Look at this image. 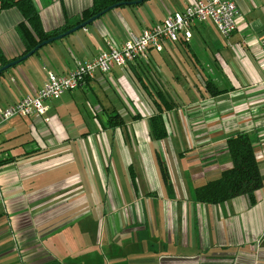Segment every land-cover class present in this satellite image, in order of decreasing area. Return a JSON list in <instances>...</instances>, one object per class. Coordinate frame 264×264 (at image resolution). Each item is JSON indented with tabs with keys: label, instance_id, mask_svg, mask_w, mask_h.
I'll return each instance as SVG.
<instances>
[{
	"label": "crops",
	"instance_id": "obj_1",
	"mask_svg": "<svg viewBox=\"0 0 264 264\" xmlns=\"http://www.w3.org/2000/svg\"><path fill=\"white\" fill-rule=\"evenodd\" d=\"M190 1L116 7L0 74V264H264V0L239 1L229 36L205 21L190 39L49 101L45 115L1 121L47 84L48 70L67 74ZM34 2L48 32L93 0ZM22 21L16 8L0 11L7 59L25 51ZM157 90L171 109L158 112ZM117 115L123 122L112 123ZM238 133L252 140L262 174L256 202L197 201L195 189L232 166L227 140Z\"/></svg>",
	"mask_w": 264,
	"mask_h": 264
},
{
	"label": "built area",
	"instance_id": "obj_2",
	"mask_svg": "<svg viewBox=\"0 0 264 264\" xmlns=\"http://www.w3.org/2000/svg\"><path fill=\"white\" fill-rule=\"evenodd\" d=\"M240 0H193L183 10L170 12L162 22L144 28L139 34H133L123 43L110 45L88 61L79 62L67 74L47 71V84L34 95L25 96L7 106L1 112V121L16 116L45 115L48 102L60 98L63 94L83 86L87 79L97 73L108 74L116 66L125 67L129 62L146 56L149 48L162 51L164 42L190 39L193 29L200 23L212 20L224 36L237 29V15Z\"/></svg>",
	"mask_w": 264,
	"mask_h": 264
},
{
	"label": "trees",
	"instance_id": "obj_3",
	"mask_svg": "<svg viewBox=\"0 0 264 264\" xmlns=\"http://www.w3.org/2000/svg\"><path fill=\"white\" fill-rule=\"evenodd\" d=\"M131 1L135 0H93L92 5L83 10L81 16L76 17L73 22L67 20L63 26L48 32L45 31L43 27L34 0H0V11L11 8H16L20 11L23 21L19 25V30L25 46L24 55L40 42L63 33L77 24L88 20L92 16L106 9L108 6L115 3ZM125 5L126 4H122L120 6ZM17 58H14L13 60ZM10 61H12V59H7L0 48V67ZM206 85L212 94L219 91L213 82L208 81ZM157 92V95L160 96L156 100L158 112L171 109L174 106V102L170 98H167V94L163 93L162 90H157ZM110 121L117 124L123 122L120 115L114 117L111 116ZM153 133L158 139L164 138L167 134L161 116H154L153 118ZM227 148L232 161V166L223 170L218 178L210 180L197 187L194 191L195 199L200 202L216 204L244 195L248 197L250 203H255V193L262 186L263 180L252 140L247 134L238 133L228 138ZM2 164L3 160L0 158V166ZM161 168L164 178L167 181L166 168L165 166H162Z\"/></svg>",
	"mask_w": 264,
	"mask_h": 264
},
{
	"label": "water",
	"instance_id": "obj_4",
	"mask_svg": "<svg viewBox=\"0 0 264 264\" xmlns=\"http://www.w3.org/2000/svg\"><path fill=\"white\" fill-rule=\"evenodd\" d=\"M146 0H135V1H131V2H120V3H115V4H112L110 6H108L106 9H104L103 11L97 13L96 15L92 16L91 18H89L88 20H85L83 21L82 23L80 24H77L76 26L70 28L69 30L63 32V33H60L56 36H52L50 38H48L47 40H44L42 42H40L38 45H36L32 50H30L29 52H27L26 54L22 55L20 58H17L15 60H12L8 63H6L5 65L1 66L0 67V74L2 72H4L5 70H7L8 68L14 66V65H17L18 63H20L21 61L27 59L28 57H30L31 55H33L37 50H39L41 47H43L44 45L50 43V42H53L55 40H58V39H62L63 37H65L66 35L70 34V33H73L75 31H77L78 29H81V28H84L86 27L87 25H89L90 23L94 22L96 19H98L99 17H101L103 14L107 13L108 11L116 8V7H119L120 5L122 4H126V5H132V4H139V3H142Z\"/></svg>",
	"mask_w": 264,
	"mask_h": 264
},
{
	"label": "rangeland",
	"instance_id": "obj_5",
	"mask_svg": "<svg viewBox=\"0 0 264 264\" xmlns=\"http://www.w3.org/2000/svg\"><path fill=\"white\" fill-rule=\"evenodd\" d=\"M150 2H151V0H146L145 3H144V5L146 6L147 4H150ZM139 6H141V5H139V4L137 5V4H135V5H133L132 7H133V8H139ZM58 40H61V39H58ZM56 41H57V40H56ZM29 58H31V57H29ZM29 58H28V59H29ZM22 62H23V61H22ZM25 62H27V60H25L22 64H24Z\"/></svg>",
	"mask_w": 264,
	"mask_h": 264
}]
</instances>
